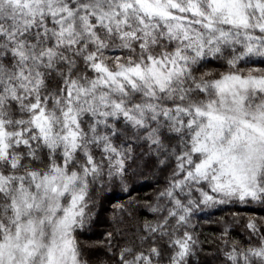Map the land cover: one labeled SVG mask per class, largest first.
Returning a JSON list of instances; mask_svg holds the SVG:
<instances>
[{"label": "snow or ice", "instance_id": "obj_1", "mask_svg": "<svg viewBox=\"0 0 264 264\" xmlns=\"http://www.w3.org/2000/svg\"><path fill=\"white\" fill-rule=\"evenodd\" d=\"M157 172L152 219L115 203L80 240L101 192ZM253 203L264 0H0V264H264V217L194 222Z\"/></svg>", "mask_w": 264, "mask_h": 264}, {"label": "trees", "instance_id": "obj_2", "mask_svg": "<svg viewBox=\"0 0 264 264\" xmlns=\"http://www.w3.org/2000/svg\"><path fill=\"white\" fill-rule=\"evenodd\" d=\"M212 67H219V65H211ZM166 179L165 173L157 172L156 174L148 173L142 177H133L129 181L130 191L128 193L123 192L119 186L111 189H106L101 192L98 197V204L96 212L98 216H95V223L92 228L81 235L79 238L81 241H95L102 239L105 229L108 227V219L112 212V206L115 203H123L128 200H132L133 204L130 206L129 211L133 213L131 218L125 217L126 223L129 228L136 226L137 220H143L145 218L152 219L151 214L143 207L145 202L153 200L154 193L157 189L164 185ZM233 213L241 215H255L257 217H264V205L259 203H253L247 206H224L218 210H212L208 215H199L194 218V222L198 221L197 231L202 232L204 237L211 239L213 235H218L221 231V226L216 224L215 221L220 217L230 218ZM242 225L234 227L231 232V236L235 239H244L241 235ZM207 251H212V248L206 245ZM203 258V257H202ZM210 264H217V261H211Z\"/></svg>", "mask_w": 264, "mask_h": 264}]
</instances>
